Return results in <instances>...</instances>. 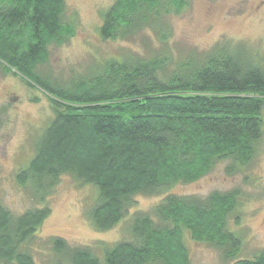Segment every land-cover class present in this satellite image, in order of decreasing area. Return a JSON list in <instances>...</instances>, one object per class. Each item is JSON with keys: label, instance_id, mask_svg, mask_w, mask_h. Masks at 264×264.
Segmentation results:
<instances>
[{"label": "trees", "instance_id": "1", "mask_svg": "<svg viewBox=\"0 0 264 264\" xmlns=\"http://www.w3.org/2000/svg\"><path fill=\"white\" fill-rule=\"evenodd\" d=\"M183 0H115L102 16L104 40H127L153 29L166 40L164 17ZM63 0H0V63L50 97L53 119L34 157L16 175L43 204L60 178L73 177L97 191L88 212L92 226L108 231L129 214L138 195L165 194L149 212L129 220L130 241L102 249L46 241L58 264H188L182 244L220 248L231 264H264V249L238 259L240 239L226 228L238 193L206 198L168 194L228 162L234 175L250 164L264 136V66L242 46L216 44L190 54L167 72L168 57L128 55L109 60L70 85L43 80L34 68L47 48L73 34ZM50 214L48 206L13 216L0 204V264H35L33 240ZM38 245H41L39 243Z\"/></svg>", "mask_w": 264, "mask_h": 264}, {"label": "rangeland", "instance_id": "2", "mask_svg": "<svg viewBox=\"0 0 264 264\" xmlns=\"http://www.w3.org/2000/svg\"><path fill=\"white\" fill-rule=\"evenodd\" d=\"M114 1L63 0L64 21L71 24L73 34L61 45H50L46 61L37 65L34 73L43 80L70 85L104 62L132 54L168 57L169 72L188 55L207 52L216 44L242 46L246 54L264 66V0H183L180 13L163 18L165 41L153 29L127 40L102 39V16ZM52 119L50 97L22 77L5 71L0 63V204L13 216L43 205L50 209L32 242L35 264H58L50 249L42 246L53 237L75 247H91L102 261L103 248L131 240V216L149 212L165 194L135 196L128 216L104 232L97 231L88 218L96 205V189L81 185L69 175L62 176L40 203L29 186L17 183L16 175L29 165ZM227 166L228 162L219 163L196 182L171 186L168 194L203 199L213 192H237L236 208L227 217L226 228L240 239L237 258L250 260L264 249V136L250 164L234 175L226 173ZM182 244L188 264H231L220 248L196 242L187 233L183 234Z\"/></svg>", "mask_w": 264, "mask_h": 264}]
</instances>
